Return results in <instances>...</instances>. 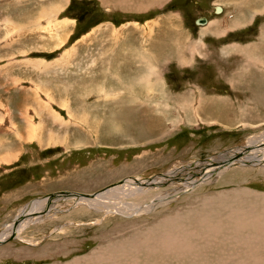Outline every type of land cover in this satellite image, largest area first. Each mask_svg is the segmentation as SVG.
Masks as SVG:
<instances>
[{
	"label": "rangeland",
	"instance_id": "obj_1",
	"mask_svg": "<svg viewBox=\"0 0 264 264\" xmlns=\"http://www.w3.org/2000/svg\"><path fill=\"white\" fill-rule=\"evenodd\" d=\"M221 1L0 0V231L13 232L28 203L45 207V195L100 194L179 170L172 186L117 195L147 205L191 182L154 214L51 203L56 211L19 221L17 238L0 245V264H129L130 252L138 264H192L153 246L163 235L158 221L171 229L196 227L197 217L221 221L234 204L264 194V163L192 177L219 153L250 142L252 153L264 148V0H251L244 28L223 29ZM262 214L255 206L249 216ZM137 243L143 252L132 249Z\"/></svg>",
	"mask_w": 264,
	"mask_h": 264
},
{
	"label": "bare ground",
	"instance_id": "obj_2",
	"mask_svg": "<svg viewBox=\"0 0 264 264\" xmlns=\"http://www.w3.org/2000/svg\"><path fill=\"white\" fill-rule=\"evenodd\" d=\"M102 1L105 3V0ZM217 9L221 10V8L216 6L215 13L218 14ZM46 15L48 16V13H46ZM205 24L199 26H203ZM56 26H58V24ZM155 77L159 78L160 76H155ZM67 112L71 115L70 110H67ZM61 119H62L61 117L52 114V120L55 123L59 124L60 126H62L63 124L62 121H64L63 119L62 120ZM252 143L253 142L248 143L247 148L246 146L237 147L236 149H234V152L227 151L225 153H219L217 154V156L215 155L211 157L205 163L198 166L199 168H202L203 166L204 167L200 169L198 175L194 174L192 175V177L194 176H196V178L200 177L201 180L203 181L208 175L218 176L219 173L222 174L224 171L226 173V171L228 170V169L226 170L227 167H232V166L252 167V166H258V163H264V148L263 149L258 148L256 152L252 153L249 150L252 148L250 147ZM245 148L248 149L247 152L244 153V151L243 152L240 151ZM259 155H262L261 161H258V159L257 161L252 159V157L256 158V156L258 158ZM205 164H209V165H205ZM178 171L177 169H173V171H170L168 173L165 172L166 174L162 176L164 180L163 181L158 180L159 185L156 184V182L158 181L134 182L132 184H129L131 182H124V183H120L118 187L117 185H114L109 190H106L105 192H101L100 194L94 193L95 195L94 194L84 195L79 193H72L73 194L72 196H67L66 198L62 197L60 199L59 198L54 199L52 200L53 201L52 203L56 205L57 202H63L64 201L63 199L65 200L67 199L73 201L72 203L74 205L76 204L83 206L84 208H86L87 210L89 209L90 211H94V212L103 211L106 215L111 213L113 214L116 213L117 215L123 217L125 216L127 217L128 215L130 216V214L134 213L128 211V209L133 206H138L137 210L141 209V211H139L141 212L140 214L145 213L144 211L150 212V214H154L157 208L163 207L164 205L166 206V204H168L169 202L168 199L176 198L178 194L180 195V193L186 192L187 191L186 188L190 186L191 183L190 180L185 182V184L183 185L184 189H181L183 190L182 192H179L177 194L174 193L175 194L174 195L172 192L164 193L160 191L161 195L157 196V198L148 202L147 205L146 204L140 205L141 203H138V200H142L140 202H143V200H145V198L142 197L140 198L139 195H138L139 198L137 197L138 199L136 200V203L130 205H127L128 200L122 198V196H117V195H120L122 193L125 195L124 197L133 195L135 194V192L134 193L131 192L132 188H134V190L138 188V190H140L141 193L144 192L146 193L147 190L145 188L148 187H155L156 185L157 187L163 185H166L167 187L172 186L174 183H169V181L173 177L178 178V176L182 175V174H177ZM125 183H127L128 186ZM175 183H178V181H176ZM142 185L143 186L145 185L144 188H142ZM126 187L130 190H128ZM138 190L136 191V193H138ZM141 190H143L144 192H142ZM241 193L242 192H240V194ZM249 193L251 192H246V193L243 192V195L239 194L236 195V197L242 198L244 196H248ZM76 195H82V196L76 197ZM83 195L85 197H83ZM250 196H252L255 199L256 203L248 204L246 201H242V204H234L235 208L229 209L228 213L221 219V221H218V218L216 216H213L210 217V220H214L213 222L207 220L208 224H201L202 223L201 218L197 217L195 225L196 224L198 225H196V227L189 226L188 224H183L180 226H172V229L167 227L163 221H158L156 227L162 230L163 235L160 238L161 240L153 242V244H155L153 246L158 247L157 245L162 244L163 246L166 247L163 249H165V252L167 253H171L173 255L186 254L187 260H189V263L191 262L192 264H201L200 257H204V256H211L212 261L213 259H216L214 260L215 261L214 264H264V214L249 216L250 213L253 212L255 206H259V208L260 206H262L264 210V194L257 192L256 194H251ZM111 197L113 199H111ZM38 201L28 203L20 210L18 217L20 218L21 216H23L24 217L23 221H25V224L30 222L29 219L31 220V215L33 213H38V215L36 216V218L38 219L41 216H46L47 211L55 210L53 206L52 209L51 208L49 209L47 207L45 210L46 207V206L44 207L45 204L39 203ZM237 202H239L238 199H232V203H237ZM32 205H36L37 209L35 208L34 210H31ZM222 205L223 204H221V206ZM116 209L118 211H116ZM209 209L211 210V208ZM16 222L17 220L15 221L13 226L14 228L16 226V229H14L13 231L14 237L11 240H13L16 237L17 229L21 230L23 228V225H20L23 222H20V224L15 225ZM6 228L7 226H5L2 231H0V242L9 239V237L13 233L9 231L11 233L6 232L5 234ZM158 248H162V247L159 246ZM132 249L138 250L139 252L144 251V249L140 247L138 243L134 244L132 246ZM158 250L159 249H157V251ZM124 255L126 254L119 251L118 259H120L121 257L123 258ZM126 256H127L126 263H129L131 261L129 264H138V260L136 259L133 252H130ZM233 259L235 260L231 261ZM120 263L121 261L119 260L113 262V264H120Z\"/></svg>",
	"mask_w": 264,
	"mask_h": 264
},
{
	"label": "crops",
	"instance_id": "obj_3",
	"mask_svg": "<svg viewBox=\"0 0 264 264\" xmlns=\"http://www.w3.org/2000/svg\"><path fill=\"white\" fill-rule=\"evenodd\" d=\"M221 3L225 4L223 8V12H221V14H219V16L216 17L219 18L221 24L219 25L220 29L232 26L234 22H236V26H237L239 24V21L241 22L242 25L238 28H244L245 27V25H243L244 22L245 21L248 22L251 20L252 18L251 15L253 14L251 12V8L253 9V2L251 0H222ZM226 8L229 9L228 12L225 10ZM199 18H205V17L200 16L197 19ZM24 190H28V189H24ZM33 194L35 193H31V195ZM33 196L35 197L36 195Z\"/></svg>",
	"mask_w": 264,
	"mask_h": 264
},
{
	"label": "water",
	"instance_id": "obj_4",
	"mask_svg": "<svg viewBox=\"0 0 264 264\" xmlns=\"http://www.w3.org/2000/svg\"><path fill=\"white\" fill-rule=\"evenodd\" d=\"M217 11H218V12H221V10H218V9H217ZM196 23L199 24V25H202V24H205V23H206V20H205V18H200ZM246 151H247V150H246ZM72 195H73V194L70 193V192H57V193H54V194L45 195V196H43V197H41V198H39V199L46 200V207H45V210H46V208H47L49 205H51V203L53 202L52 200L57 199V198L60 199V198H62V197L66 198L67 196H72ZM77 196H82V195H76V197H77ZM83 197H85V196L83 195ZM43 214H44V213H43ZM23 219H24V217L21 216V217L17 220V222H16L15 225L19 224V221H21V220H23ZM13 237H14V232H13L12 235L9 237V239L4 240V241H1V242H0V245H1V244H4L5 242H7V241H9V240H11Z\"/></svg>",
	"mask_w": 264,
	"mask_h": 264
}]
</instances>
